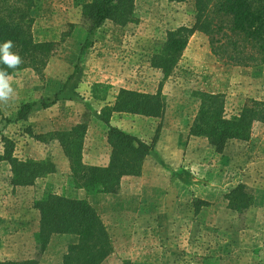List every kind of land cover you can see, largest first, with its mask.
I'll return each instance as SVG.
<instances>
[{"label": "rangeland", "instance_id": "rangeland-1", "mask_svg": "<svg viewBox=\"0 0 264 264\" xmlns=\"http://www.w3.org/2000/svg\"><path fill=\"white\" fill-rule=\"evenodd\" d=\"M86 1L90 0H43L42 11L34 14L35 40L60 43V47L50 59L42 78L30 69L10 78L14 91L8 99L2 100L0 154L4 152L2 138L7 137L15 142V156L18 158L55 163L57 154L62 151L57 140L41 142L35 139V135L53 133L39 134L48 131V122L59 119L63 131L76 125L87 126L84 139L87 152L83 157L87 164L92 162L95 146H98V161L105 160L111 155V147L105 142L109 128L102 120V109L113 103L123 86L129 87L128 90L155 94L163 76L151 67L152 57L166 40L168 32L194 25L195 1L175 4L171 0H138V23L118 27L106 22L90 37L82 54L88 38L81 8ZM63 38L64 43H61ZM76 78L75 93L64 94ZM96 85H101L98 91L105 101L93 99ZM198 92L224 96L225 113L230 118L237 115L248 100L264 101V64L246 68L223 63L212 54L209 39L196 33L173 76L164 84L163 95L168 105L165 117L152 122H127L129 133L123 131L154 145V151L162 139L164 166L171 165L168 173L153 174L150 178L152 182L170 183L171 188L174 187L171 193L177 201L176 211L172 212L175 213L173 220L154 227L148 223L150 228L156 229L158 237L155 244L145 246L146 253L142 256L149 259L151 255L152 264L164 259H176L179 263L190 260L195 264H221L218 261L203 262L199 252L206 248L210 254L211 250L216 253L217 231L227 230L235 220L239 230L264 232V123H255L249 141H230L223 153H217L206 138L188 137L200 108ZM32 102L36 106L28 114L27 121H19V110ZM3 163L4 166H0V262L63 264L68 252L63 242H57L52 248L50 242L42 251L37 233L33 235L31 228L26 237L23 227L26 221H33L35 203L47 192L67 197L75 195L69 186L70 173L56 172L38 180L34 186L13 190L10 186L11 167L7 162ZM152 165L159 163L154 160ZM243 181L257 187L246 186L255 199L249 211L258 213L253 212L255 215L251 220L247 218L251 211L233 212L228 209L224 198L227 190ZM196 199L211 205L196 213ZM110 238L113 245L111 235ZM18 244L23 245L22 252L17 251ZM124 245L123 239V250ZM186 248H192V254H187ZM131 256L121 252L119 262L132 264Z\"/></svg>", "mask_w": 264, "mask_h": 264}, {"label": "trees", "instance_id": "trees-1", "mask_svg": "<svg viewBox=\"0 0 264 264\" xmlns=\"http://www.w3.org/2000/svg\"><path fill=\"white\" fill-rule=\"evenodd\" d=\"M138 0H90L83 2L82 19L86 24L88 38L81 53L87 49L90 37L106 22L118 27H127L139 21ZM195 1V18L192 27L182 26L167 33L166 40L151 59V67L162 73L155 94L120 89L113 103L101 111L103 122L108 126L107 142L111 147L107 167H95L83 162L86 125H76L69 131L47 135H35V139L59 143L69 161L71 182L69 186L85 190L88 196L118 194L123 177H140L147 157L154 151L136 136L111 126L114 113L163 119L167 101L163 95L164 84L173 76L190 39L201 33L209 39L212 54L221 62L240 67H259L264 64V0H171L175 4ZM43 9V0H0V43L11 40L12 51L21 57L16 69L7 68L9 77L24 70H32L43 77L50 59L59 51L60 43L37 42L34 38V14ZM64 43V38L61 40ZM0 67H7L0 65ZM72 77L69 79L71 80ZM96 85L93 99L105 101ZM200 108L190 128L191 137L206 138L217 153H223L230 141H249L255 123H264V101L248 100L237 115L230 118L225 113L224 96L198 92ZM36 103H27L19 110L18 120L27 121L28 114ZM2 114L0 107V115ZM48 138V140H46ZM4 152L0 164L11 167L13 190L31 187L40 179L57 172L50 160L36 161L15 156V142L2 138ZM227 207L243 214L254 206L255 199L244 184H239L224 196ZM210 203L196 199V213ZM39 211V246L44 251L55 235H73L78 242L70 245L63 264H103L114 248L107 227L96 209L87 200H75L65 195L47 192L37 200ZM0 264H15L10 261Z\"/></svg>", "mask_w": 264, "mask_h": 264}, {"label": "crops", "instance_id": "crops-1", "mask_svg": "<svg viewBox=\"0 0 264 264\" xmlns=\"http://www.w3.org/2000/svg\"><path fill=\"white\" fill-rule=\"evenodd\" d=\"M77 83L78 78H76L71 84H69V86H67L64 94L67 92L75 93L78 86ZM122 88L130 89L127 86H123ZM64 94L63 99L65 98ZM2 104V100H0L1 110L3 109ZM130 120L141 123L143 120L152 122V120L157 119L123 113H114L111 118V126L120 128L129 133V125L127 126V122ZM48 123V131L39 134L64 130L59 119L50 121ZM148 124L150 125V123ZM189 136L190 135L188 133V137ZM105 142L107 144V140H105ZM162 145L163 140L161 139L157 144L156 150L152 152L147 158L144 164L142 175L140 177L122 178L121 187L118 194H100L96 196H88L85 190L75 188H72V190L70 189L75 195L69 196L68 198L75 200H87L96 209L113 239L114 254L106 260L105 264H123L122 262H119V255L121 252L126 255H132L130 258L132 264H152L151 260L153 257L151 255L149 259L146 256H142L146 253L145 246L147 244H155V238L158 237V232H155L156 229L153 230V228H150L148 223H152V227H154L158 223L169 222L175 217V213L172 212L176 211V207L174 206L177 205V201H175L176 199L171 193V190L174 191V187L171 188L170 183L162 184L158 181H150L151 175L166 174L171 170L170 163L169 166H164L162 160ZM185 149L186 146L183 148V151H185ZM183 151L182 156L184 155ZM86 152V149L83 150V157L86 156ZM92 154V162L87 164L86 160L83 159V162L86 165L95 167H107L109 165L110 154L105 160L101 162L98 161V146L93 148ZM154 160H156L159 165L151 166V162H154ZM4 164L5 163H1L0 166H4ZM55 164L58 173L61 171H66L71 174L69 161L64 155L63 151H61V154H57V160L55 161ZM239 184H244L251 189H257L255 184L250 183V185H248V183H245L244 181L242 183L239 182L237 185L235 184L233 188L237 187ZM233 188H231L230 191ZM166 189H169V192H166ZM17 190H20V188H17ZM230 191L227 190L226 192L229 193ZM227 193H225V195ZM255 211L256 210L251 211V214L247 215L249 220H251L253 215L258 214L255 213ZM33 216V221L29 220L24 223L25 225L23 229L25 232L23 233L26 237L29 235L28 232L31 228H33V235L34 233L35 235L36 233L37 235L39 233L41 216L39 211L34 208ZM239 228L240 226H238V222L235 220L233 225L227 227V230L226 228L218 230V239L216 243L219 246L217 245L218 247H215L216 253L211 250L210 254L208 249L202 248L199 252L201 255L199 258H203L202 261H207V263L218 261V263L221 264H264V232L253 231L249 229L239 230ZM123 239L125 241V250L121 249V240L123 241ZM57 242H63L65 249L67 248L68 250L70 245H74L78 242V237L73 235H55L51 239V248ZM18 247L19 250L17 249V251L20 252V248H22L23 245L18 244ZM192 252V248H186L187 254H192ZM176 261V259H164V261L160 260L159 263L156 264H195L190 260L186 261L185 263H179Z\"/></svg>", "mask_w": 264, "mask_h": 264}, {"label": "clouds", "instance_id": "clouds-1", "mask_svg": "<svg viewBox=\"0 0 264 264\" xmlns=\"http://www.w3.org/2000/svg\"><path fill=\"white\" fill-rule=\"evenodd\" d=\"M13 42L11 40L0 43V100L8 99L14 89L9 83L10 77L7 68L16 69L21 63V57L12 51Z\"/></svg>", "mask_w": 264, "mask_h": 264}]
</instances>
